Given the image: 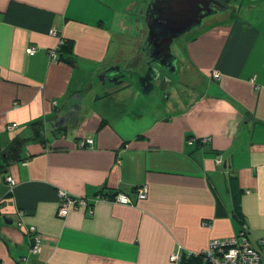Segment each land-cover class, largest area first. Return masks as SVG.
Instances as JSON below:
<instances>
[{
    "label": "crops",
    "instance_id": "obj_1",
    "mask_svg": "<svg viewBox=\"0 0 264 264\" xmlns=\"http://www.w3.org/2000/svg\"><path fill=\"white\" fill-rule=\"evenodd\" d=\"M148 2L0 0V146L27 138L0 172V264H179L171 254L236 235L235 213L250 245L264 235V0H227L173 42L194 91L142 79ZM59 38L71 52L53 60ZM156 85L152 113L142 96ZM59 192L87 204L59 216Z\"/></svg>",
    "mask_w": 264,
    "mask_h": 264
},
{
    "label": "water",
    "instance_id": "obj_2",
    "mask_svg": "<svg viewBox=\"0 0 264 264\" xmlns=\"http://www.w3.org/2000/svg\"><path fill=\"white\" fill-rule=\"evenodd\" d=\"M225 7L221 0H149L144 11L147 32L141 47L148 58L147 70L158 73L157 67H161L168 74L175 73L177 57L172 51L173 42Z\"/></svg>",
    "mask_w": 264,
    "mask_h": 264
},
{
    "label": "built area",
    "instance_id": "obj_3",
    "mask_svg": "<svg viewBox=\"0 0 264 264\" xmlns=\"http://www.w3.org/2000/svg\"><path fill=\"white\" fill-rule=\"evenodd\" d=\"M50 33L55 34L56 31L54 29L50 30ZM63 39L59 38L57 44L54 48L48 50V55L51 59H56L57 50L59 45L62 44ZM27 53L32 54L35 50L34 46H29L26 49ZM213 78H218L219 73L217 71L212 72ZM16 126V123L12 122L7 125V128L11 129ZM194 138L189 137L188 142L192 143ZM201 143H205L210 141L209 136H203L197 138ZM91 142L90 138H85L80 140L77 144L83 146ZM223 159L221 156L217 158V162L221 163ZM7 185L9 189H12L15 182L11 176L6 177ZM62 197V202L58 207L57 214L59 216H64L68 213L70 208L77 207L78 205H85L87 201L84 198H76L70 195L63 194V192H59ZM137 197L139 199H143L146 197V187L140 186L137 188ZM102 200L107 199L101 195H97L93 200ZM111 199L119 202H130L129 199L122 195L117 194ZM28 231L31 235V245L30 251L31 253H36L40 249L41 245V236L37 232L35 226L30 225L28 227ZM190 254V253H189ZM194 255H200L201 261L205 264H264V235L260 236L256 239V246L250 245L248 243V237L245 233V230L241 228L239 232L230 237L226 238H213L208 243V246L205 250L201 252L192 253ZM169 259L171 261L179 262L180 255L177 253L171 254ZM24 264V263H22Z\"/></svg>",
    "mask_w": 264,
    "mask_h": 264
},
{
    "label": "trees",
    "instance_id": "obj_4",
    "mask_svg": "<svg viewBox=\"0 0 264 264\" xmlns=\"http://www.w3.org/2000/svg\"><path fill=\"white\" fill-rule=\"evenodd\" d=\"M223 3H226L227 0H222ZM71 45L72 42L69 39H63L62 44L59 45L57 53L60 55H63V53H70L71 52ZM39 121L33 122L32 125H36L38 127ZM38 133V131H36ZM27 138H17L13 137L12 140L4 147L0 146V172H3L6 167L13 161L20 159L21 149L25 143ZM199 141V140H198ZM200 142V141H199ZM8 175L3 176L4 180L6 181V177ZM7 183V182H6ZM8 191L10 192L11 189ZM113 195V194H112ZM236 218L241 223L240 229L243 228L246 233V229L243 225L242 219L239 218V216L235 213ZM179 264H205L201 261L200 255H194L192 253L182 252L179 259Z\"/></svg>",
    "mask_w": 264,
    "mask_h": 264
},
{
    "label": "rangeland",
    "instance_id": "obj_5",
    "mask_svg": "<svg viewBox=\"0 0 264 264\" xmlns=\"http://www.w3.org/2000/svg\"><path fill=\"white\" fill-rule=\"evenodd\" d=\"M222 11V10H221ZM213 15H215V14H213ZM210 18V17H209ZM208 18H205V19H203V21H202V24H201V26L202 25H204L205 24V22H206V20H207ZM195 32V30H192V31H189V32H187V33H185V34H183L182 36H180L177 40H176V42L177 43H181V41L184 39V36H190L191 34H193ZM172 77H173V79H175V85H177L180 89H182V87H186V89H188V88H190L191 90H197V89H199V86H194V84L193 85H190L189 84V86H188V83H187V86L185 85H182V83H183V81H181L180 80V77L177 75V73L175 72L174 74H172L171 75ZM177 81V82H176ZM185 81V80H184ZM195 87V88H194ZM165 93H167V91L166 90H164V89H162V87H158L157 85L154 87V89L152 90V91H150L148 94H146V95H144L143 94V91H142V89H141V94H143V98H145V99H148V101L149 102H151L150 103V105L147 107V111L148 112H152L153 113V111L155 110V108H154V106L156 107V108H158L159 107V110H161L160 108H163L161 105L163 104V101H164V96H165ZM147 96V97H146ZM158 110V109H157Z\"/></svg>",
    "mask_w": 264,
    "mask_h": 264
},
{
    "label": "flooded vegetation",
    "instance_id": "obj_6",
    "mask_svg": "<svg viewBox=\"0 0 264 264\" xmlns=\"http://www.w3.org/2000/svg\"><path fill=\"white\" fill-rule=\"evenodd\" d=\"M222 1V0H221ZM220 12V11H219ZM146 72H145V74H143L144 75V78H142L144 81H146L147 82V79H150V78H152V79H157V80H159V81H161V80H165V79H168V77H169V75H168V73L167 72H165L164 71V73L162 72V71H160V73L158 72H155V71H149V70H145ZM156 77V78H155ZM156 80V81H157ZM143 81V82H144ZM155 81V82H156Z\"/></svg>",
    "mask_w": 264,
    "mask_h": 264
}]
</instances>
